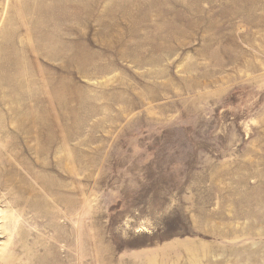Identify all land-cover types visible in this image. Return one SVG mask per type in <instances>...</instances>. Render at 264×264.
Instances as JSON below:
<instances>
[{
  "label": "rangeland",
  "instance_id": "374dc122",
  "mask_svg": "<svg viewBox=\"0 0 264 264\" xmlns=\"http://www.w3.org/2000/svg\"><path fill=\"white\" fill-rule=\"evenodd\" d=\"M0 24V264H264V0H0Z\"/></svg>",
  "mask_w": 264,
  "mask_h": 264
},
{
  "label": "bare ground",
  "instance_id": "6f19581e",
  "mask_svg": "<svg viewBox=\"0 0 264 264\" xmlns=\"http://www.w3.org/2000/svg\"><path fill=\"white\" fill-rule=\"evenodd\" d=\"M240 16H241V15H240ZM13 21H14V20H13ZM253 23H254V22H253ZM253 23H252V24H253ZM202 24H204V23H202ZM249 24H250V23H249ZM0 25H1V24H0ZM15 25H16V24H15ZM261 25H262V24H261ZM10 29H11V28H10ZM15 31H16V30H15ZM55 32H56V31H55ZM1 33H2V32H1ZM13 33H14V32H13ZM6 34H7V33H6ZM10 35H11V34H10ZM39 35H40V34H39ZM135 35H136V36H137V35L139 36L140 34L136 33ZM14 36H15V35H14ZM32 36H33V35H32ZM49 36H50V35H49ZM136 36H135V37H136ZM157 36H158V37H157ZM157 36H156L155 38H151V39L148 38L146 41H145V38H143V39H144V41L147 42V43H156V41L158 40L157 38H159V39H161V40H164V39H165V37H163L162 34L157 35ZM11 37H12V36H11ZM11 37H10V38H11ZM61 37H62V36H61ZM10 38H9V39H10ZM68 38H69V37H68ZM68 38H67V39H68ZM115 38H116V37H115ZM118 38H119V37H118ZM118 38H117V39H118ZM121 38H122V37H121ZM121 38H119V39L117 40V42L120 43V44L122 43V41H123V39H124V38H122V40H121ZM6 39H8V38H6ZM9 39H8V40H9ZM57 39H58V38H57ZM209 39H210V38H209ZM18 40H19V39H18ZM44 40H45V39H44ZM54 40H55V39H54ZM3 41H4V40H3ZM6 41H7V40H6ZM11 41H12V40H11ZM19 41H20V40H19ZM57 41H58V40H57ZM115 41H116V40H115ZM212 41H213V40H212ZM17 42H18V41H17ZM124 42H125V41H124ZM213 43H215V42H213ZM18 44H19V42H18ZM64 44H66V43H64ZM64 44H62V45H64ZM111 44H112V43H111ZM122 44H123V46H122V48H123L125 44H124V43H122ZM126 44H127V43H126ZM209 44L211 45V43H209ZM209 44H207V46H208ZM107 45H109V44H107ZM113 45H115V44H113ZM113 45H112V47H113ZM127 45H128V44H127ZM136 45H137V44H136ZM139 45H140V44H138V47H139ZM210 45H209V46H210ZM37 46H38V45H37ZM39 46H40V45H39ZM3 47H4V46H3ZM8 47H9V46H8ZM42 47H43V44H42ZM59 47H60V46H59ZM61 47H62V46H61ZM115 47H116V45H115ZM127 47H128V46H127ZM131 47H132V46H131ZM205 47H206V46H205ZM211 47H212V46H211ZM220 47H221V45H220ZM255 47H256V46H255ZM35 48H37V47L35 46ZM35 48H34V49H35ZM54 48H55V47H54ZM57 48H58V44L56 45V49H57ZM68 48H69V47H68ZM70 48H71V47H70ZM82 48H83V47H82ZM107 48L109 49V47H107ZM125 48H126V47H125ZM125 48H124V49H125ZM136 48H137V47H136ZM139 48H140V47H139ZM141 48H142V46H141ZM17 49H18V48H17ZM17 49H16V50H17ZM42 49H43V48H42ZM73 49H74V48H73ZM110 49H111V47H110ZM112 49H113V48H112ZM114 49H115V48H114ZM126 49H127V48H126ZM129 49H130V47H129ZM167 49H168V48H167ZM212 49H213V48H212ZM54 50H55V49H54ZM59 50H60V49H59ZM62 50H63V49H62ZM130 50H131V49H130ZM140 50H141V49H140ZM140 50H139V51H140ZM202 50H203V49H202ZM204 50H205V49H204ZM222 50H223V49H222ZM37 51H38V50H37ZM60 51H61V50H60ZM64 51H65V49H64ZM66 51H67V50H66ZM132 51H133V50H132ZM241 51H242V50H241ZM17 52H18V51H17ZM54 52H55V51H54ZM135 52H136V51H135ZM162 52H163V51H162ZM235 52H236V51H235ZM41 53H42V52H41ZM48 53H49V52H48ZM52 53H53V52H52ZM121 53H122V52H121ZM137 53H138V51H137ZM139 53H140V54H145L146 52H145V53H144V52H139ZM62 54H63V53H62ZM82 54H83V55H82L83 58L86 59V58H85V57H86L85 55H87V53L83 52ZM216 54H217V53H216ZM228 54H229V53H228ZM236 54H237V53H236ZM16 55H17V54H16ZM45 55H47V54H45ZM51 55H52V54H51ZM56 55H57V52H56ZM95 55H96V54H95ZM147 55H148V54H147ZM154 55H155V54H154ZM204 55H205V53H204ZM212 55H213V54H212ZM225 55H226V54H225ZM18 56H19V55H18ZM49 56H50V54H49ZM58 56H60V55H58ZM84 56H85V57H84ZM93 56H94V55H93ZM214 56H215V55H214ZM233 56H234V55H233ZM249 56H250V55H249ZM52 57H53V55H52ZM75 57H76V56H75ZM119 57H120V56H119ZM123 57H124V56H123ZM128 57H129V56H128ZM147 57H148V56H147ZM161 57H162V56H161ZM211 57H212V56H211ZM211 57H210V58H211ZM243 57L245 58V56H243ZM45 58H46V56H45ZM47 58H48V57H47ZM142 58H143V57H142ZM227 58H228V57H227ZM7 59H8V58H7ZM10 59H11V58H10ZM55 59L57 60L58 58H55ZM72 59H73V58H72ZM78 59H79V58H78ZM80 59H81V56H80ZM207 59H208V58H207ZM213 59H214V58H213ZM234 59H235V58H234ZM237 59H238V58H237ZM61 60H62V59H61ZM69 60H71V59H69ZM82 60H83V59H81V62H83V64H84V61H85V60H83V61H82ZM147 60H148V59H147ZM217 60H219V59H217ZM224 60H225V58H224ZM224 60H223V61H224ZM240 60H241V59H240ZM47 61H48V60H47ZM50 61H51V60H50ZM59 61H60V60H59ZM75 61H76V60H75ZM77 61H78V60H77ZM144 61H145V60H144ZM220 61H221V60H220ZM54 62H55V61H54ZM69 62H71V61H69ZM79 62H80V60H79ZM81 62H80V63H81ZM158 62H159V61L155 59V60H153V61L151 62V64H152V65H153V64H157ZM25 63H26V62H25ZM63 63H64V62H62V64H63ZM80 63H79V65H80ZM134 63H137V64L139 65V63L142 64V61H141V59H140L139 57H136V56H135ZM159 63H160V62H159ZM211 63H212V62H211ZM233 63H234V62H233ZM242 63H243V62H242ZM65 64H66V63H65ZM65 64H64V65H65ZM73 64H74V62H73ZM83 64H82V65H83ZM86 64H87V63H86ZM86 64H84V65L87 66ZM221 64H222V63H221ZM235 64H236V63H235ZM248 64H249V63H248ZM76 65H77V63H76ZM76 65H75V66H76ZM84 65H83V66H84ZM200 65H201V64H200ZM222 65H224V64H222ZM136 66H137V65H136ZM201 66H202V65H201ZM207 66H208V65H207ZM215 66H216V65H215ZM69 67H70V65H69ZM210 67H211V66H210ZM249 67H250V66H249ZM2 68H3V67H2ZM62 68H63V66H62ZM66 68H68V67H66ZM77 68H78V66H77ZM77 68H76V69H77ZM83 68H84V67H83ZM86 68H87V67H86ZM227 68H228V67H227ZM251 68H252V67H251ZM69 69H70V68H69ZM204 69H205V68H204ZM253 69H254V68H253ZM77 70H78V69H77ZM82 70H83V69H82ZM99 70H101V72H102V69H101L100 67H99ZM207 70H209V69H207ZM70 71H71V69H70ZM88 71H89V70H88ZM90 71H91V70H90ZM90 71H89V72H90ZM92 71H93V70H92ZM61 72H62V71H61ZM77 72H78V71H77ZM83 72H86V71H83ZM105 72H106V71H105ZM228 72H229V71H228ZM256 72H257V71H256ZM90 73H92V72H90ZM90 73H89V74H90ZM94 73H96V72H94ZM157 73H158V72H157ZM165 73H166V72H165ZM208 73H209V72H208ZM210 73H211V72H210ZM70 74H71V73H70ZM102 74H103V73H102ZM147 74H148V73H147ZM189 74H190V73H189ZM216 74H217V73H216ZM82 75H83V74H82ZM99 75H100V74H99ZM45 76H46V75H45ZM64 76H66V75H64ZM93 76H94V74H93ZM152 76H153V75H152ZM156 76H158V77L160 78V77H161V74H158V75H156ZM164 76H165V75H164ZM204 76H206V75H204ZM28 77H29V76H28ZM61 77H62V75H61ZM142 77H143V76H142ZM191 77H192V76H191ZM17 78H18V76H17ZM15 79H16V78H15ZM24 79H25V78H24ZM46 79H47V78H46ZM50 79H54V78L51 77ZM50 79H49V80H50ZM49 80H46V81H48V83H49ZM68 80H69V78H68ZM68 80H67L66 82H68ZM196 80H199V78H198V79L196 78ZM54 81H56V80H54ZM54 81H53V82H54ZM73 81H74V80H73ZM73 81H72V83H73ZM153 81H154V80H153ZM187 81H188V80H187ZM50 82H51V80H50ZM62 82H63V80H62ZM66 82H64V83H66ZM198 82H199V81H198ZM64 83H62V84H64ZM68 83H69V82H68ZM193 83H194V82H193ZM201 83H202V82H201ZM204 83H206V82H204ZM211 83H212V82H211ZM52 84H53V83H52ZM52 84H51V85H52ZM56 84H57V82H56ZM70 84H71V82H70ZM73 84H75V82H74ZM53 85H54V84H53ZM194 85H195V84H194ZM210 85H211V84H210ZM15 86H16V85H15ZM74 86H75V85H74ZM77 86H78V85H77ZM190 86H191V85H190ZM211 86H212V85H211ZM60 87H61V86H60ZM75 87H76V86H75ZM199 87H200V86H199ZM209 87H210V86H209ZM50 88H51V87H50ZM61 88H62V87H61ZM63 88H65V87H63ZM63 88H62V90H63ZM67 88H68V87H66L65 89L67 90ZM80 88H81V87H80ZM201 88H202V87H201ZM65 89H64V91H65ZM69 89H71V87H69ZM75 89H76V88H75ZM53 90H54V89H53ZM73 90H74V89H73ZM73 90H72V91H73ZM78 90H79V89H77V90H75V91L77 92ZM154 90H155V89H154ZM154 90H153V91H154ZM191 90H192V89H191ZM199 90H201V89L199 88ZM59 91H60V90H59ZM67 91H68V90H67ZM70 91H71V90H70ZM79 91H80V90H79ZM81 91H82V90H81ZM126 91H129V90H126ZM4 92H5V91H4ZM50 92H51V90H50ZM68 92H69V91H68ZM76 92H75V93H76ZM107 92H108V91H107ZM142 92H143V91H142ZM144 92H145V90H144ZM192 92H193V91H192ZM73 93H74V92H73ZM102 93H103V92H102ZM150 93H151V92H150ZM69 94L71 95V93H69ZM79 94H80V93H79ZM14 95H15L14 98L11 97V99L13 98V99H12V104H16L17 106L12 108V113L15 114V115L17 116V118H19V107H18V105H19V95H20V93H14ZM63 95H64V93H63ZM75 95H76V94H75ZM77 95H78V94H77ZM52 96H53L52 101L56 103L55 106L58 105L57 107L59 108V111H58L59 113H58V115H57L56 117H54V118H53L52 120H50L48 123L45 121V118H44V117H41V119H44L43 122H44V123L46 122L47 127H48L50 130L55 131V129H58L59 132H62L63 135H64L65 137H67V136L69 135V133L71 134V132H69V130L72 129V128L69 129L68 124H67V121H68V114H67L68 111H67V110H68V108H69V107H68L69 104L67 103V101H64V100H63V99L65 98L64 96H63L64 98L61 99V98L58 96V94H57V93H54V92H53V95H52ZM52 96H51V97H52ZM60 96H61V95H60ZM35 97H37V96H35ZM66 97H67V94H66ZM72 97H73V94H72ZM78 97H79V95L77 96V98H78ZM80 97H81V96H80ZM81 98H82V97H81ZM69 99H70V98H69ZM69 99H68V100H69ZM156 99H157V98H156ZM75 100H76V99H75ZM77 100H78V99H77ZM41 101H42V100H41ZM52 101L49 100V103H50V104H53ZM5 102H6V101H5ZM32 102H33V101H32ZM34 103H35V102H34ZM46 103H47V102H46ZM77 103H78V102H77ZM124 103H126V102L124 101ZM43 104H44V103H43ZM0 105H1V104H0ZM44 105H46V104H44ZM25 106H26V105H25ZM199 106H200V105H199ZM57 107H55V108H57ZM129 107H131V106H129ZM8 108H9V106H8ZM22 108H25V107H22ZM42 108H43V107H42ZM132 108H133V107H132ZM26 109H27V107H26ZM50 109H52V108H50ZM27 111H28V110H27ZM42 111H43V110H42ZM91 112H92V111H91ZM5 113H6V112H5ZM41 113H42V112H41ZM50 113H51V112H50ZM3 114H4V113H3ZM6 114H7V113H6ZM46 114H48V113L46 112ZM8 116H9V114H8ZM11 116H12V115H11ZM46 116H47V115H46ZM49 116H50V114H49ZM38 117H39V116H38ZM51 118H52V117H51ZM1 119H2V118H1ZM39 119H40V118H39ZM12 120H13V119H12ZM14 120H15V119H14ZM69 121H70V120H69ZM31 122H32V121H31ZM1 125H2V124H1ZM16 128H17V127H16ZM81 129H82V127H81ZM58 131H57V132H58ZM79 131H81V130H79ZM11 132H12V131H11ZM43 132H44V131H43ZM49 133H50V132H49ZM78 133H79V132H78ZM15 134H17V133L15 132ZM47 134H48V133H47ZM56 134H57V133H56ZM17 135H18V134H17ZM17 135H16V136H17ZM16 136H14V137H12V138H16ZM18 136H19V135H18ZM18 136H17V139H18ZM75 136H77V135H75ZM56 137H57V136H56ZM17 139H16V140H17ZM47 140H48V139H47ZM55 142H56V141H55ZM46 143H47V142H46ZM47 145H48V144H47ZM56 145H57V144H56ZM48 146H49V145H48ZM60 146H61V145H60ZM65 147H66V146H64V148H65ZM44 148H45V147H44ZM46 148H47V146H46ZM48 148H49V147H48ZM58 148H59V147H58ZM1 149H2V148H1ZM49 149H50V148H49ZM42 150H43V149H42ZM44 150H45V149H44ZM47 151H48V149H47ZM62 151H63V150H62ZM79 151H80V150H79ZM4 152H5V151H4ZM69 152H70V151H69ZM80 152H81V151H80ZM66 153H67V152H66ZM61 154H62V153H61ZM77 155H78V154H77ZM64 157H65V156H64ZM66 159H67V158H66ZM80 160H81V159H80ZM67 161H68V160H67ZM47 165H48V164H47ZM244 165H245V164H244ZM251 165H252V163H251ZM251 165H250V166H251ZM253 165H254V164H253ZM257 165H258V163H257ZM257 165H256V166H257ZM76 166H77V165H76ZM245 166H246V165H245ZM246 167H247V166H246ZM56 168H57V167H56ZM63 168H65V167H63ZM249 168H250V167H249ZM254 168H255V167H254ZM257 168H258V167H257ZM45 169H46V168H45ZM240 169H241V168H240ZM259 169H260V168H259ZM65 170H66V169H65ZM67 170H68V169H67ZM71 170H72V168H71ZM237 171H238V170H237ZM251 171H252V168H251ZM260 171H261V170H260ZM260 171H259V172H260ZM67 172H68V171H67ZM67 172H66V173H67ZM69 172H70V171H69ZM64 173H65V172H64ZM70 173H71V172H70ZM249 173H250V172H249ZM79 174H81V173H79ZM251 174H252V173H251ZM263 174H264V173H262V175H263ZM244 175H245V174H244ZM258 175H260V173H258ZM258 175H257V176H258ZM246 176H247V175H246ZM253 176H255V175H253ZM257 176H256V177H257ZM214 177H215V176H214ZM241 177H242V176H241ZM241 177H240V179H241ZM261 177H262V176H261ZM261 177H260V178H261ZM46 178H47V177H46ZM51 178H52V177H51ZM216 178H217V177H216ZM242 178H243V177H242ZM248 178H249V177H248ZM251 178H252V177H251ZM251 178H250V179H251ZM260 178H258V179L260 180ZM240 179H239V181H240ZM246 179H247V178H246ZM250 179H247V180H250ZM50 181H51V180H50ZM261 181H263L262 178H261ZM241 182H242V181H241ZM248 182H250V181H248ZM248 182H247V183H248ZM253 183H254V182H253ZM255 183H256V182H255ZM255 183H254V184H255ZM259 183H260V181H259ZM244 184H246V183H244ZM244 184H243V185H244ZM247 185L249 186V184H247ZM247 185H246V186H247ZM263 185H264V184H263ZM244 186H245V185H244ZM244 186H243V187H244ZM252 187H253V186H252ZM252 187H250V188H252ZM263 187H264V186H263ZM37 188H38V187H37ZM239 188H240V187H239ZM256 188H257V187H256ZM258 188H260V187H258ZM258 188H257V189H258ZM38 189H39V188H38ZM48 189H49V188H48ZM214 189H215V188H214ZM225 189H226V188H225ZM228 189H230V188H228ZM252 189H255V188L253 187ZM39 190H40V189H39ZM216 190H217V189H216ZM223 190H224V189H223ZM233 190H234V189H233ZM235 190H236V189H235ZM245 190H246V189H245ZM259 190H260V189H259ZM218 191H220V188H219ZM239 191H240V190H239ZM242 191H243V190H242ZM257 191H258V190H257ZM262 191H263V190H262ZM221 192H222V189H221L220 193H221ZM229 192H230V191H229ZM248 192H249V191H248ZM253 192H255V191H253ZM37 193H38V192H37ZM50 193H51V192H50ZM218 193H219V192H218ZM258 193H259V192H258ZM35 194H36V193H35ZM225 194H226V193H225ZM248 194H249V193H248ZM259 194L263 195L262 193H259ZM259 194H258V195H259ZM221 195H223V194H221ZM232 195H233V194H232ZM234 195H235V194H234ZM234 195H233V197H234ZM229 196H230V195H229ZM229 196H228V197H229ZM237 196H238V195H237ZM249 196H250V195H249ZM249 196H248V198H249ZM254 196H255V194H254ZM256 196H257V195H256ZM219 197H220V196H219ZM233 197H232V198H233ZM243 197H244V196H243ZM258 197H259V196H258ZM258 197H257V198H258ZM261 197H262V196H261ZM213 198H214V197H213ZM230 198H231V197H230ZM240 198H242V195L239 197V199H240ZM246 198H247V197H246ZM251 198H252V197H251ZM253 198H254V197H253ZM259 198H260V197H259ZM259 198H258V199H259ZM263 198H264V197H262V199H263ZM220 199H221V198H220ZM262 199H261V200H262ZM222 200H223V199H222ZM224 200H225V199H224ZM232 200H233V199H232ZM235 200H236V199H235ZM237 200H238V199H237ZM246 200H247V199H246ZM246 200H243V203H245L244 201H246ZM249 200H250V199H249ZM249 200H248V201H249ZM256 200H257V199H256ZM233 201H234V200H233ZM241 201H242V200H241ZM253 201H254V199H253ZM258 201H259V200H258ZM227 202H228V201H227ZM234 202H235V201H234ZM251 202H252V200H251ZM256 202H257V201H256ZM235 203H236V202H235ZM239 203H240V202H239ZM254 203H255V202H254ZM249 204H250V203H249ZM256 204H257V203H256ZM258 204H260V202H259ZM261 204H264V202L261 203ZM231 205H233V204H231ZM240 205H241V204H240ZM240 205H239L238 207H240ZM246 205H248V204H246ZM251 205H253V204H251ZM220 206H221V205H220ZM224 206H225V205H224ZM245 207H246V206H245ZM258 207H259V206H258ZM260 207H262V206H260ZM260 207H259V209H263V208H264V207H263V208H260ZM205 208H206V207H205ZM199 209H200V208H199ZM242 209H243V208H242ZM248 209H249V208H248ZM259 209H258V210H259ZM200 210H201V209H200ZM220 210H221V209H220ZM223 210H224V209H223ZM238 210H239V209H238ZM243 210H244V209H243ZM249 210H250V209H249ZM263 210H264V209H263ZM239 211H240V210H239ZM246 211H247V210H246ZM240 212H241V211H240ZM259 212H262V210L259 211ZM190 213H191V212H190ZM243 213H244V212H243ZM249 213H251V211H250ZM256 213H257V211H256ZM262 213H263V212H262ZM208 214H209V213H208ZM240 214H241V213H240ZM247 214H248V213H247ZM253 214H254V213H253ZM260 214H261V213H260ZM235 215H236V214H235ZM237 215H239V212H238ZM263 215H264V214H263ZM204 216H205V215H204ZM228 216H229V215H228ZM230 216H231V215H230ZM239 216H240V215H239ZM245 216H246V214H245ZM247 216H251V218L254 217L253 215H249V214H248ZM252 216H253V217H252ZM213 217H214V216H213ZM236 217H237V216H236ZM246 218H248V217H245L244 220H246ZM190 219H191V218H190ZM206 219H207V217H206ZM214 219H215V218H214ZM197 220H198V219H197ZM201 220H202V219H201ZM201 220H200V221H201ZM208 220H209V219H208ZM211 220H212V219H210V221H211ZM237 220H238V219H237ZM247 220H249V218H248ZM258 220H259V219H258ZM204 221H205V220H204ZM206 221H207V220H206ZM229 221H230V220H229ZM240 221H241V220H240ZM212 222H213V221H212ZM253 222H254V221H253ZM232 223H233V222H232ZM246 224H247V223H246ZM255 224H256V223H255ZM206 225H207V224H206ZM239 225H240V224H239ZM218 226H219V224H218ZM206 230H207V229H206ZM202 231H203V230H202ZM202 233H203V232H202ZM209 233H210V232H209ZM211 233H212V232H211ZM227 234H228V233H227ZM234 234H235V233H234ZM234 234H233V235H234ZM219 235H220V234H219ZM219 235H218V236H219ZM224 235H225V234H224ZM233 235H232V236H233ZM232 236H231V237H232ZM227 237H228V236H227ZM221 238H222V237H221ZM236 240H237V239H236ZM193 250H194V249H193ZM239 250H240V249H239ZM235 251H236V250H235ZM244 251H245V250H244ZM232 253H233V252H232ZM235 253H236V252H235ZM245 253H246V252H245ZM194 254H195V253H194ZM237 255H239V254H237ZM203 256L205 257V255H203ZM240 256H241V255H239V257H240ZM243 257H244V256H243ZM246 257H247V256H246ZM197 258H198V256L196 257V259H197ZM211 259H212V258H211ZM211 259H210V260H211ZM198 260H199V259H198ZM210 260H209V261H210ZM196 262H198V261H196ZM210 262H211V261H210ZM199 263H200V262H199ZM192 264H193V263H192ZM195 264H196V263H195Z\"/></svg>",
  "mask_w": 264,
  "mask_h": 264
},
{
  "label": "crops",
  "instance_id": "0c3cea01",
  "mask_svg": "<svg viewBox=\"0 0 264 264\" xmlns=\"http://www.w3.org/2000/svg\"><path fill=\"white\" fill-rule=\"evenodd\" d=\"M32 193V192H31ZM30 193V194H31ZM33 202H34V199H33V195H31V196H29V198H28V200H27V206L29 207V209H31L32 208V206H33Z\"/></svg>",
  "mask_w": 264,
  "mask_h": 264
}]
</instances>
